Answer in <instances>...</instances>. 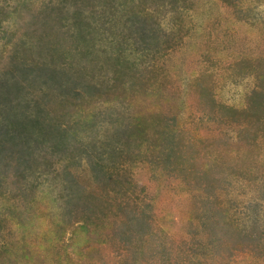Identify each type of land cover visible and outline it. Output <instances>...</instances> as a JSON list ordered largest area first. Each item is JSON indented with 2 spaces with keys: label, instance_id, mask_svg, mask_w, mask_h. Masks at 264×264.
I'll list each match as a JSON object with an SVG mask.
<instances>
[{
  "label": "rangeland",
  "instance_id": "obj_1",
  "mask_svg": "<svg viewBox=\"0 0 264 264\" xmlns=\"http://www.w3.org/2000/svg\"><path fill=\"white\" fill-rule=\"evenodd\" d=\"M0 264H264V0H0Z\"/></svg>",
  "mask_w": 264,
  "mask_h": 264
}]
</instances>
